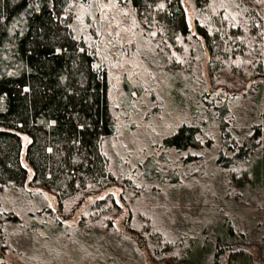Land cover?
I'll return each mask as SVG.
<instances>
[{
    "label": "trees",
    "instance_id": "1",
    "mask_svg": "<svg viewBox=\"0 0 264 264\" xmlns=\"http://www.w3.org/2000/svg\"><path fill=\"white\" fill-rule=\"evenodd\" d=\"M105 1L129 8L139 23L172 50L181 51V43L197 35L202 37L212 76L229 72L233 75L248 66L255 78L252 89L259 87L257 103L264 102V0H234L242 12L240 21H235L219 1L192 0L195 34L183 0ZM87 2L0 0V192L29 182L53 192L59 209L65 213L70 203L76 201L80 205L113 185L127 189L135 184L125 175H118L107 150L108 140L117 131L107 63L97 57L94 48L74 27L76 6ZM123 85L126 103L130 104L136 88L126 80ZM140 91L138 87L136 92ZM206 101L215 111L222 140L214 162L228 169L245 163L246 170L239 178L244 187L255 189L263 185L264 146L258 138L264 136V125L256 124L253 134L239 142L229 129L228 101ZM261 117L264 118V105ZM24 136L29 138L26 146ZM201 136L197 125L181 123L162 138L157 159L151 153L137 163L139 176L154 184L177 182L183 173L187 174L182 162L186 165L196 156L188 154L169 164L167 152L198 149ZM257 149L262 151L258 154ZM91 206L83 218L94 215L107 223L113 222L110 213L121 208L110 193ZM52 216L51 229L70 234L71 229L50 207L28 216L0 210V247L13 249V234L33 223L37 233L39 222ZM9 221L10 234L6 228ZM145 221L135 230L143 240V248L151 250L154 257L153 250L159 255L167 246L174 249L168 238H162L150 216ZM212 232V243L193 240L192 244L189 239L184 247L175 244L180 254L174 258L180 257L184 264H264L263 259H257L250 240L246 243L236 238L233 224L222 222Z\"/></svg>",
    "mask_w": 264,
    "mask_h": 264
},
{
    "label": "rangeland",
    "instance_id": "2",
    "mask_svg": "<svg viewBox=\"0 0 264 264\" xmlns=\"http://www.w3.org/2000/svg\"><path fill=\"white\" fill-rule=\"evenodd\" d=\"M216 1L226 6L235 21L241 20L242 12L234 0ZM183 4L195 34L193 2L183 0ZM74 27L94 48L97 57L107 63L109 95L117 121L116 134L108 140L107 150L118 175H125L135 184L127 189L113 185L101 194L89 196L80 205L72 202L66 208L68 213L59 209L53 192L29 182L0 192L1 211L14 210L28 216L50 207L71 229L70 234L53 231V216L39 222L37 233L33 223L12 235L13 249L0 247V264H184L180 257L174 258L180 254L175 244L184 247L189 239L192 244L212 243V228L226 221L235 226L236 238L246 243L250 240L257 259L264 260V184L255 189L244 187L239 178L246 170L245 163L228 169L214 162L222 140L215 111L206 101L227 100L229 129L239 142L248 138L256 124L264 125V102L257 103L259 87L252 89L255 78L251 69L243 66L233 75L229 72L212 76L202 37L197 35L181 43V51L172 50L139 23L133 11L111 1L78 4ZM125 80L136 88L130 104L124 97ZM183 122L200 128L201 147L169 150L167 159L174 164L188 154L196 156L186 165L181 161L187 174L183 173L177 182H146L139 176L137 163L151 153L157 159L162 138ZM28 141L24 136V146ZM258 141L264 146V136ZM261 151L257 149L256 153ZM109 193L121 207L110 213L112 223L95 219L94 215L83 218L96 200ZM149 216L157 223L162 238L174 244V249L167 246L159 255L153 250L157 259L147 247L140 248L135 239V230ZM6 228L10 234V221ZM143 239L148 242L146 237Z\"/></svg>",
    "mask_w": 264,
    "mask_h": 264
},
{
    "label": "water",
    "instance_id": "3",
    "mask_svg": "<svg viewBox=\"0 0 264 264\" xmlns=\"http://www.w3.org/2000/svg\"><path fill=\"white\" fill-rule=\"evenodd\" d=\"M124 224L127 225V222H124ZM135 239L138 241L139 247L142 248L143 247V242H142L141 238L139 236L135 235Z\"/></svg>",
    "mask_w": 264,
    "mask_h": 264
}]
</instances>
